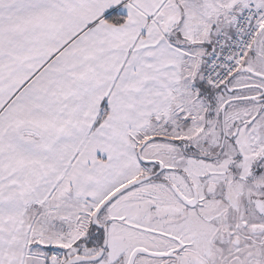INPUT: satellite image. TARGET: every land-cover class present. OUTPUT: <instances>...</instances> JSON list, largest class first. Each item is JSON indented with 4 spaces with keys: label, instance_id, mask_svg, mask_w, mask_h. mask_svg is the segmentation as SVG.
I'll list each match as a JSON object with an SVG mask.
<instances>
[{
    "label": "snow or ice",
    "instance_id": "6c2138e0",
    "mask_svg": "<svg viewBox=\"0 0 264 264\" xmlns=\"http://www.w3.org/2000/svg\"><path fill=\"white\" fill-rule=\"evenodd\" d=\"M0 264H264V0H0Z\"/></svg>",
    "mask_w": 264,
    "mask_h": 264
}]
</instances>
